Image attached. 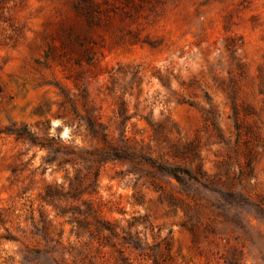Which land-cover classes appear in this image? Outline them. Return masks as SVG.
<instances>
[{
  "label": "rangeland",
  "instance_id": "374dc122",
  "mask_svg": "<svg viewBox=\"0 0 264 264\" xmlns=\"http://www.w3.org/2000/svg\"><path fill=\"white\" fill-rule=\"evenodd\" d=\"M0 216V264H264V0H0Z\"/></svg>",
  "mask_w": 264,
  "mask_h": 264
},
{
  "label": "trees",
  "instance_id": "16d2710c",
  "mask_svg": "<svg viewBox=\"0 0 264 264\" xmlns=\"http://www.w3.org/2000/svg\"><path fill=\"white\" fill-rule=\"evenodd\" d=\"M75 9L78 12H82V7L79 5H75ZM63 96L67 99V101L70 103V105L73 107V102L70 100V98L67 96L66 92L62 91ZM83 121L86 123L87 130L91 134L92 137H98L101 139L103 143H105L104 148L112 149L113 146L108 142V134L105 132L104 127L101 125L100 122L97 121L95 116L91 114L89 111H87L82 116ZM4 131L12 134L15 136V138L26 140L32 145L38 146L39 148H44L48 155H51L52 161H55L56 159L64 163L67 156H74L76 154L80 155L82 152H87L83 149L75 148L77 146H70L65 143H63L59 137L57 136H50L46 138L38 137L36 134L32 133L30 130H28L25 126H10L4 128ZM96 150V148L94 149ZM92 151V150H91ZM91 153V152H88ZM58 155H61V158H57ZM85 161H89V158L85 157ZM97 163L96 158L93 159V162ZM157 168L163 171L164 173L171 175L173 177H177L180 173L187 175L188 177H191V173L188 170H183L181 168L177 167H171L164 164H157ZM69 181L68 190L74 189V186H72V180L70 178H67ZM63 186L58 185L56 183L54 184H48L44 188V193L41 194L40 198L42 201L46 203H53V199L55 197L63 196ZM2 224V219L0 216V225ZM98 224L102 229H110L105 222L98 219ZM3 232H0V241L1 240H13L14 238L11 236L10 232L7 230V228H3ZM26 251H31L34 254L40 253V250L37 249H27Z\"/></svg>",
  "mask_w": 264,
  "mask_h": 264
}]
</instances>
